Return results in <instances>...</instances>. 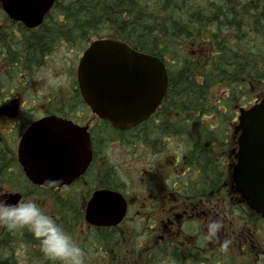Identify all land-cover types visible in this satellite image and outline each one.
<instances>
[{
    "label": "flooded vegetation",
    "instance_id": "af4514ba",
    "mask_svg": "<svg viewBox=\"0 0 264 264\" xmlns=\"http://www.w3.org/2000/svg\"><path fill=\"white\" fill-rule=\"evenodd\" d=\"M42 26L24 27L9 17L0 2V40L6 37L4 42L14 39L17 43L23 39V27L33 33ZM90 42L83 46L62 41L43 54L41 65L23 69L13 85L0 86V191L10 194L8 202L35 201L84 249L85 264H264V218L250 208L235 180L240 156L244 157L242 168L248 176V172L261 168L262 144L255 146L259 150L254 152L240 144L241 139L248 142L251 136L232 133L239 121L238 108H249L264 97L263 78L255 75L254 82L248 79L250 85L240 91L241 103L233 110L229 108L235 97L231 90L222 99L205 105L207 111L201 114L177 111L168 113L167 119L158 109L145 122L143 129L148 136L142 144L111 139L103 160V128L112 125L85 102L78 80L79 62ZM15 49L4 51L3 56ZM29 53L16 58L29 62ZM47 71L56 82L54 88L44 91L37 77ZM174 115L182 116L189 125L199 116L212 134L196 130L190 136L179 134L168 124ZM52 116L61 118L53 121L58 125L72 123L74 128L53 129L56 135L49 145L50 167L35 159L30 176L20 160L21 141L34 123ZM161 125L166 132L150 136V131H160ZM222 125L226 126L224 134L219 132ZM82 138L84 145L79 143ZM86 138L90 139V159L79 171L78 166L87 161ZM116 145L142 148V186L113 160ZM71 148L84 153L73 155ZM204 148L209 150L208 156L203 155ZM51 169L79 175L47 187L44 181ZM247 179L243 178V186ZM99 190L117 191L125 197L128 206L120 222L97 224L88 220V203ZM73 200L77 205L63 221L58 209ZM214 219L223 226L218 240L209 241L207 225ZM225 240L230 241L228 249L221 251Z\"/></svg>",
    "mask_w": 264,
    "mask_h": 264
},
{
    "label": "trees",
    "instance_id": "16d2710c",
    "mask_svg": "<svg viewBox=\"0 0 264 264\" xmlns=\"http://www.w3.org/2000/svg\"><path fill=\"white\" fill-rule=\"evenodd\" d=\"M217 1L58 0L39 32L31 33L23 27L21 41L16 43L13 39L12 42H4L6 37L0 40V86L13 85V80L18 78L23 69L28 70L35 64L41 65L43 54L59 42L68 41L85 46L89 40L108 37L122 40L135 50L158 56L167 62L170 79L168 92L160 109L162 118L168 119V113L175 114L177 111L199 114L207 111L205 105L210 102V89L216 87H228L235 95L234 99L231 98L234 105L240 102L241 95L233 86L235 81H243L244 86L248 87L246 80L250 79L249 74L264 78V56L263 59H250L242 65L231 62L233 53L248 46L261 50L264 54V24L261 26L257 23L254 16H264V0H231L233 9L226 15H214L195 21L196 14ZM182 27L187 29L186 34L170 38L172 34L180 32ZM240 32H245V35ZM231 46L233 50L229 49ZM14 48L15 51L3 56L4 51ZM193 51H198L195 56ZM27 52H30L31 61H19L16 58L20 54L25 56ZM229 63L232 64L230 71L225 69V65ZM174 117L168 123L173 127L171 129L179 134L186 133L189 126L187 121L182 116ZM197 122L196 119L192 123ZM144 126L142 124L126 131L116 130L112 126L104 127L103 160L107 157L106 146L111 139L142 144L148 136ZM199 129V134H212L204 127ZM225 129L226 126L222 125L219 132L224 134ZM150 132L153 137L166 131L161 125L160 131ZM208 152V149H203L204 156H208ZM205 159L209 162L208 157ZM104 165L108 166L107 162ZM76 205L77 201L73 200L66 206H60L58 212L61 210L63 221ZM0 264L54 262L40 251L39 241L28 228L9 231L0 227Z\"/></svg>",
    "mask_w": 264,
    "mask_h": 264
},
{
    "label": "water",
    "instance_id": "95a60500",
    "mask_svg": "<svg viewBox=\"0 0 264 264\" xmlns=\"http://www.w3.org/2000/svg\"><path fill=\"white\" fill-rule=\"evenodd\" d=\"M2 1L12 17L35 27L42 22L55 0ZM78 79L82 95L93 111L102 119L111 122L115 128L124 130L143 123L157 110L169 84L166 65L160 58L136 51L123 41L110 38L92 41L81 58ZM240 112V123L236 126L235 133L251 136V140L247 142L244 139L241 145L246 144V149L258 152L259 149L255 146L262 144L260 149L264 159V98L250 109L241 108ZM59 120L61 119L58 117L42 119L25 134L20 153L29 174L32 142L46 144L56 135L53 129L69 126L74 128L72 123L56 124ZM76 135L79 133L76 132ZM258 137L262 139L256 141ZM80 143L84 145L83 138ZM89 146L90 139L86 138L87 161L78 166L79 171L86 167L90 159ZM71 151L73 155L84 153V150L80 152L78 148L76 151L71 148ZM243 160L244 157L240 156L239 165L235 169L238 189L246 195L250 206L264 215V162L261 168L248 172V176L242 168ZM77 175L79 174L69 176L67 173H60L59 177L63 178V182H68ZM246 177L249 179L243 186V178ZM126 209V200L120 193L99 190L88 203L87 218L97 224H116L122 220Z\"/></svg>",
    "mask_w": 264,
    "mask_h": 264
},
{
    "label": "clouds",
    "instance_id": "9594fccd",
    "mask_svg": "<svg viewBox=\"0 0 264 264\" xmlns=\"http://www.w3.org/2000/svg\"><path fill=\"white\" fill-rule=\"evenodd\" d=\"M63 182L62 177L44 181L45 186L55 187ZM0 191V227L9 231L28 228L39 241L40 251L54 264H85V251L66 232L61 225L46 214L33 200L8 202V196ZM219 220H212L207 225L206 239L218 240L222 229ZM230 241L221 244V251H227Z\"/></svg>",
    "mask_w": 264,
    "mask_h": 264
},
{
    "label": "bare ground",
    "instance_id": "6f19581e",
    "mask_svg": "<svg viewBox=\"0 0 264 264\" xmlns=\"http://www.w3.org/2000/svg\"><path fill=\"white\" fill-rule=\"evenodd\" d=\"M243 1V0H241ZM234 2H238V0H235ZM233 9V2H231V0H218L217 2H214L212 5L207 6L206 8H203L201 13H198L194 16L195 21H198L200 18H204V17H211L214 15H226L229 11H231ZM202 14V15H201ZM238 15V19H240L239 14ZM256 17V21L257 23L259 22V24L262 26L264 24V16L261 14L259 15H254ZM200 25H198L196 28L198 29ZM187 33V29H185V27H182V30H180V32H177L176 34H172L170 38H179L181 36H183V34ZM241 35H245V32H240ZM238 35V34H237ZM239 37V35H238ZM241 37V36H240ZM77 40V39H75ZM65 42V41H64ZM68 44L71 45H76L73 43H69L68 41H66ZM62 42H59L58 44H61ZM234 46V45H233ZM233 46H231L229 49L233 50ZM232 59L231 62H236L235 65H242V63H245L247 61L251 60H255V58H262L264 56L263 52L261 50H258L256 48H253L251 46H248L247 48L237 52V53H233L232 55ZM263 59V58H262ZM232 64L229 63L227 65H225V69H228L229 71L231 70ZM227 71V70H226ZM228 71V72H229ZM233 86L235 89L242 91L244 90L245 86L243 84V81H235L233 83ZM198 120V122L196 124L191 123L188 128L186 133H184V136H187L188 134H192L194 132H192L193 130L199 131L200 127H204V129H207V127L201 122V118H196ZM195 119V120H196ZM199 125H201L199 127ZM170 128L173 129L172 126H170ZM175 130V129H174Z\"/></svg>",
    "mask_w": 264,
    "mask_h": 264
},
{
    "label": "rangeland",
    "instance_id": "374dc122",
    "mask_svg": "<svg viewBox=\"0 0 264 264\" xmlns=\"http://www.w3.org/2000/svg\"><path fill=\"white\" fill-rule=\"evenodd\" d=\"M38 86H43L44 91H48L50 88H54L55 80L52 78V74L48 71L41 72L37 77ZM113 160L123 172H130L132 180L138 182V186H142L143 182V155L144 152L141 147H122L121 145H116L111 154Z\"/></svg>",
    "mask_w": 264,
    "mask_h": 264
}]
</instances>
